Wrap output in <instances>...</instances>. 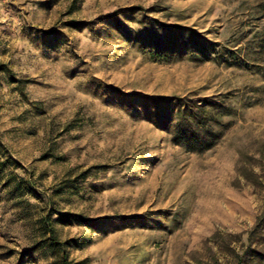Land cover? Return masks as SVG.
<instances>
[{"label":"rangeland","instance_id":"1","mask_svg":"<svg viewBox=\"0 0 264 264\" xmlns=\"http://www.w3.org/2000/svg\"><path fill=\"white\" fill-rule=\"evenodd\" d=\"M61 257L264 264V0H0V264Z\"/></svg>","mask_w":264,"mask_h":264},{"label":"trees","instance_id":"2","mask_svg":"<svg viewBox=\"0 0 264 264\" xmlns=\"http://www.w3.org/2000/svg\"><path fill=\"white\" fill-rule=\"evenodd\" d=\"M172 141L176 144H184L189 150L197 152H202L209 149L214 143V139L211 138H206L202 141L198 139L197 135L186 119H181L179 122H177L173 132ZM62 216H65V214L61 215V217ZM72 216L73 215H71V217ZM56 243L57 242L55 241L53 242V244ZM61 262L62 264H68L64 257H61Z\"/></svg>","mask_w":264,"mask_h":264}]
</instances>
